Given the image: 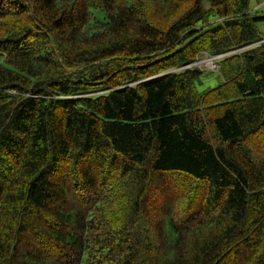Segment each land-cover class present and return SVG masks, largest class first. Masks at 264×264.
<instances>
[{"label":"trees","instance_id":"obj_1","mask_svg":"<svg viewBox=\"0 0 264 264\" xmlns=\"http://www.w3.org/2000/svg\"><path fill=\"white\" fill-rule=\"evenodd\" d=\"M259 12L0 0V264H264Z\"/></svg>","mask_w":264,"mask_h":264},{"label":"rangeland","instance_id":"obj_2","mask_svg":"<svg viewBox=\"0 0 264 264\" xmlns=\"http://www.w3.org/2000/svg\"><path fill=\"white\" fill-rule=\"evenodd\" d=\"M258 8H260L259 15H264V0H251L252 11L255 12ZM259 30L261 34L264 35V22L259 23ZM207 58L208 57H204L197 62V65H200L205 69L204 75L202 77L203 85L200 87V90H204L207 87H214L220 82L218 71L210 66V60Z\"/></svg>","mask_w":264,"mask_h":264},{"label":"built area","instance_id":"obj_3","mask_svg":"<svg viewBox=\"0 0 264 264\" xmlns=\"http://www.w3.org/2000/svg\"><path fill=\"white\" fill-rule=\"evenodd\" d=\"M216 58H217V56H214L212 58H208V60H210L209 61L210 66L213 67L214 69H217L218 68L217 65L215 64V59ZM211 62H212V64H211Z\"/></svg>","mask_w":264,"mask_h":264},{"label":"water","instance_id":"obj_4","mask_svg":"<svg viewBox=\"0 0 264 264\" xmlns=\"http://www.w3.org/2000/svg\"><path fill=\"white\" fill-rule=\"evenodd\" d=\"M263 41H264V39L259 41L258 43L263 42ZM188 66H193V64H189ZM188 66H186V67H188Z\"/></svg>","mask_w":264,"mask_h":264}]
</instances>
